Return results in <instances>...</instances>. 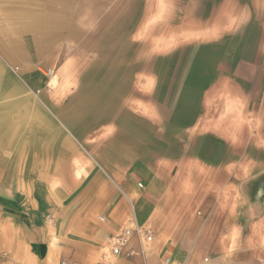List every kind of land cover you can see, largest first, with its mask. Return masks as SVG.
Listing matches in <instances>:
<instances>
[{"label": "crops", "instance_id": "obj_1", "mask_svg": "<svg viewBox=\"0 0 264 264\" xmlns=\"http://www.w3.org/2000/svg\"><path fill=\"white\" fill-rule=\"evenodd\" d=\"M22 3L12 9L18 16L14 27H0L6 59L0 61V264L207 260L222 244L226 222L212 241L221 220L215 223L204 207V216L193 220L188 180H203V174L226 178L231 162L223 142L214 140L222 138L209 139L203 116L178 119L170 97L162 105L160 77L153 70L147 74L150 92L137 87L145 97L133 106L119 91L85 86L97 80V60L77 70L72 91H47L52 74H73L65 65L72 52L57 47L61 34H74L71 15L79 1ZM10 62L23 68L20 79L7 72ZM145 74L142 69L137 75L145 82ZM135 225L146 228L152 241L135 235L122 255H113L110 238Z\"/></svg>", "mask_w": 264, "mask_h": 264}, {"label": "rangeland", "instance_id": "obj_2", "mask_svg": "<svg viewBox=\"0 0 264 264\" xmlns=\"http://www.w3.org/2000/svg\"><path fill=\"white\" fill-rule=\"evenodd\" d=\"M19 1L0 0V27H14L18 16L12 9L22 7ZM77 1L78 11L71 15L74 34L64 31L57 47L72 52L65 65L73 74L62 79L52 74L47 91H72L77 70L97 60V80L85 86L91 91L97 83L106 92L119 91L132 105L145 97L143 90L150 92L147 74L153 70L160 77L161 104L170 97L180 120L192 113L196 119L203 116L209 139L222 138L214 140L223 142L225 160L231 162L224 180L220 174L188 180L193 220L204 216L203 207L215 223L221 220L212 241L226 222L222 244L198 264H264V0ZM5 60L1 50L0 61ZM8 65L7 72L20 79L21 65ZM142 69L145 82L137 75ZM138 81L145 84L137 86ZM169 83L171 93L166 94ZM175 153L180 155L177 149Z\"/></svg>", "mask_w": 264, "mask_h": 264}, {"label": "built area", "instance_id": "obj_3", "mask_svg": "<svg viewBox=\"0 0 264 264\" xmlns=\"http://www.w3.org/2000/svg\"><path fill=\"white\" fill-rule=\"evenodd\" d=\"M135 235L139 236L140 238H144L148 243L152 241V235L148 233V230L146 228L135 225L133 227L125 229L119 234L113 235L110 238V247L112 254L115 256L122 255ZM132 255L134 254L130 253L129 256ZM166 262L169 263L170 261L167 260Z\"/></svg>", "mask_w": 264, "mask_h": 264}]
</instances>
